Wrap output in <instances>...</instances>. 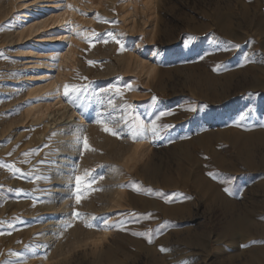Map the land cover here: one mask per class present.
<instances>
[{
  "label": "rangeland",
  "instance_id": "1",
  "mask_svg": "<svg viewBox=\"0 0 264 264\" xmlns=\"http://www.w3.org/2000/svg\"><path fill=\"white\" fill-rule=\"evenodd\" d=\"M0 26V264H264V0H0ZM59 100L81 128L41 136Z\"/></svg>",
  "mask_w": 264,
  "mask_h": 264
},
{
  "label": "bare ground",
  "instance_id": "2",
  "mask_svg": "<svg viewBox=\"0 0 264 264\" xmlns=\"http://www.w3.org/2000/svg\"><path fill=\"white\" fill-rule=\"evenodd\" d=\"M23 5H20V7H22ZM30 17V14L27 12V11H24V12H22L21 13V15H18L15 19L17 20L16 22H17V24H19L20 25V29L22 30V31H24L25 30V26L24 25H21V23H23L24 21H26V20H28V18ZM65 19H63V18H60V19H56V24L57 25H59V24H61L63 21H64ZM28 30V29H27ZM36 67L37 68H40L41 67V65L40 64H38V65H36ZM44 89V86H38V87H33V86H29L28 87V91H29V93H28V95L29 96H33V95H35V94H37L40 90H43ZM55 107H58V109L55 111V113H53L54 115L52 116L51 114H47V112H48V110L49 109H51V108H55ZM63 109V107H62V102H61V100H59V101H57L56 103H53V104H50V103H45V104H38V105H34L33 107H30V108H28L27 109V111H26V115H27V117H29V118H31L32 119V122L33 123H41L43 126H42V128H41V130H39V133H40V135L42 136H44V134L46 133V131H47V129H50L51 128V126H53V124L54 123H57V121L58 120H60L59 118H66L65 120H67V122L65 123V125L62 127H60V129L61 130H63V131H67L69 128H71V127H74V128H76V131H77V129L79 128V130H80V126L82 125V123H83V116L78 112V111H61ZM46 115H48L47 116V118H50V120H48V121H45L44 122V116H46ZM43 121V122H42ZM61 121V120H60ZM31 122V123H32ZM40 124V125H41ZM61 124V123H60ZM30 126V125H29ZM75 130V129H74ZM36 131V130H35ZM69 131V130H68ZM73 131V130H72ZM75 131V134L77 133ZM38 132V131H37ZM234 132V131H233ZM236 132V131H235ZM61 135V134H60ZM60 135L58 136V137H60ZM71 135V134H70ZM61 136H63V135H61ZM64 136H66V135H64ZM36 137H38L37 135H36ZM40 137V136H39ZM63 139V138H62ZM63 141H65V140H63ZM65 147V146H64ZM63 148V147H62ZM66 150V149H65ZM70 161V160H69ZM53 163H54V161H52ZM61 163H62V160L60 161ZM65 161H63V163H64ZM68 162V161H67ZM66 163V162H65ZM59 165V164H58ZM58 165H56V166H58ZM63 165V164H62ZM61 166V165H60ZM65 167V166H64ZM58 169V168H57ZM59 170V169H58ZM64 170H65V168H64ZM54 171V170H53ZM56 172V171H55ZM62 173V172H61ZM55 174V173H54ZM58 174V173H57ZM57 174H55V175H57ZM59 174H60V172H59ZM61 175H63V174H61ZM61 175H59L58 177H60V179H62L61 178ZM63 177V179H64V176H62ZM62 179V180H63ZM68 180V178H65V180ZM57 180H59L58 178H57ZM66 180V181H67ZM60 181V180H59ZM53 194V193H52ZM51 194V195H52ZM62 194V193H61ZM121 193L120 192H118L117 193V196H119ZM51 197V196H50ZM53 198V197H52ZM55 198V197H54ZM57 200H58V198H56ZM56 200V201H57ZM58 202V201H57ZM54 205H52V207H53ZM61 206V205H60ZM63 206V205H62ZM56 208V207H55ZM51 210H54V208H50ZM57 209V208H56ZM66 209V208H65ZM235 220H238V219H235ZM243 220V219H242ZM233 221V220H232ZM240 222V221H239ZM245 222V221H244ZM229 223H231V222H229ZM235 223H238L237 221H235ZM51 225V224H50ZM238 225V224H237ZM238 226H240V225H238ZM47 227H48V224H47ZM51 227V226H50ZM230 228H232L233 229V226H229ZM237 228V227H236ZM242 228H243V226H242ZM48 230L50 231H52V229H49L48 228ZM54 230V229H53ZM239 230V229H238ZM50 231V232H51ZM58 231H60V230H58ZM229 231H231V230H229ZM240 231V230H239ZM244 231V230H243ZM45 232H48V231H45ZM54 233H56V231L54 232ZM54 233H52L51 232V234L50 235H52V234H54ZM59 234V233H58ZM106 234H107V232H106V228L104 227L103 228V230H102V234H101V238L103 239L105 236H106ZM45 235V234H44ZM48 235V234H47ZM50 235H48L47 237H49ZM53 236V235H52ZM43 237H45V236H43ZM47 237H45V238H47ZM53 237H56V238H58L57 237V233H56V236H53ZM52 237V239L53 240H56V239H54ZM44 238V239H45ZM48 239V238H47ZM46 240V239H45ZM49 241V240H48Z\"/></svg>",
  "mask_w": 264,
  "mask_h": 264
},
{
  "label": "snow or ice",
  "instance_id": "3",
  "mask_svg": "<svg viewBox=\"0 0 264 264\" xmlns=\"http://www.w3.org/2000/svg\"><path fill=\"white\" fill-rule=\"evenodd\" d=\"M68 8L71 10V5H68ZM98 22H104V23H110L109 21H101L99 15L97 14L96 17ZM0 30H3L2 26H0ZM77 35H80V33L78 32ZM109 37H111L113 34L112 33H108L107 34ZM97 33H95L94 31L91 34V37H96ZM91 37H85L86 41H88L89 43H91ZM104 43H107V40L103 41ZM117 43H119V41H116ZM121 50L123 51V45H121ZM4 54L2 52H0V56H3ZM58 59V57H57ZM90 64L94 63L92 61H89ZM117 91H119V89H117ZM84 89L83 88H78L76 86L73 85H65L64 86V96L68 99L69 103H75V100L73 99V97H79V95L83 94ZM190 110H195V109H190ZM243 118V117H242ZM97 123H100L103 126V131H105L106 133H109L113 136H116L117 138L120 137V133L114 131L112 128H109L105 125V123L103 121H97ZM147 131L146 126L143 123H137L135 125H132L130 127V135L132 136L133 141H136L137 139L141 138L142 136H144L145 132ZM152 133L155 135L157 133V128L155 126V123H153V126L151 128ZM83 148L85 150H93L90 149L88 141H87V137H84L83 139ZM11 155V153L9 154ZM25 156H29L31 155V153H25ZM0 168H7L11 171H13V173L15 174L16 172L19 171V169H16L14 165H9V164H4V163H0ZM96 179H103L102 176L98 177V178H93V180L91 181L92 183L95 182ZM76 182H77V196H76V201L77 203H80L81 200V195L79 194V190L81 187V177L77 176L76 177ZM137 191L139 190L138 188L136 189ZM225 192H228L229 189L225 188L224 189ZM132 215L135 216V214L133 213ZM81 214L80 213H74V218H80ZM86 227H92L91 224H85ZM9 227H12V225H9ZM67 227H72V224L69 223L67 225ZM0 234H4V233H0ZM10 234V233H9ZM133 235H139L137 233H133ZM148 242L151 243L152 240L151 238L148 239ZM160 251L165 252L167 251V249H164L163 247L160 249ZM11 255H17L16 253H12ZM8 264H12L11 261L8 262Z\"/></svg>",
  "mask_w": 264,
  "mask_h": 264
}]
</instances>
